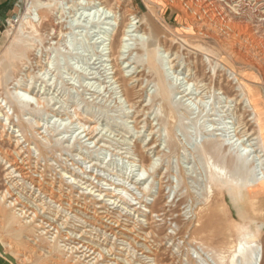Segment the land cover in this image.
<instances>
[{
  "label": "rangeland",
  "instance_id": "obj_1",
  "mask_svg": "<svg viewBox=\"0 0 264 264\" xmlns=\"http://www.w3.org/2000/svg\"><path fill=\"white\" fill-rule=\"evenodd\" d=\"M27 1L35 4L42 0H22L19 13L0 32V98L9 97L8 89L27 73L34 78L25 83H34L36 91L44 87L41 98H49L52 103L40 110L38 117L43 128L53 131L46 133L47 141L41 142L26 127L30 116L23 120L13 116L14 124L20 120L28 133L29 140L20 141L23 156H29L30 164L41 172V179L49 186L62 189L78 203L63 217L74 228H63L62 236L55 239L57 245L51 242L50 234L35 237L33 227L24 229L20 219L13 218L5 206L16 196L5 206L0 202V260L5 264H77L75 257L79 254H69L66 249L81 240L100 251L104 259L97 264H149L146 256L154 259L153 264H212L211 252L218 251L226 242L223 236L240 223L227 192L222 198L221 191L213 185L212 165L220 163L229 177L237 176L250 183L262 178L260 170L264 167L262 146L252 140L254 146L244 151L249 142L246 137L237 139L242 127L231 125L236 111L253 123V110L246 102L245 90L229 76L232 63L228 44L196 36L189 20L163 0H105V8L112 12L104 8L98 14L84 12L80 16L79 10L73 18L72 10H66L65 0H46L53 5L46 11H52L41 13L37 34L30 36L35 42L32 44L29 39L21 46L15 36ZM210 1H216L223 11L242 17L241 25L254 29L255 40L260 39L262 43L258 42L264 47V0ZM58 5L64 8L61 16L56 15ZM129 15L139 20L138 31L121 42ZM146 20L159 34V44L154 46L156 67L146 64V38L151 31ZM108 21L113 25L108 26ZM105 28L107 38L102 34ZM52 29L55 34L70 33L67 55L61 50L57 54L51 52L56 47L51 44L55 39L50 41L47 37ZM142 34L144 39H140ZM84 37L90 43L89 50ZM121 44L125 48L120 49ZM244 50V57L260 68L257 71L250 67L247 72L251 73L253 88L260 94L264 109L263 55L249 44ZM113 51L122 55L110 61L107 56ZM47 55L50 72L40 77L38 66L46 63ZM116 57L115 54L111 59ZM169 60L172 63L168 64ZM159 88L167 90L170 112L158 94ZM187 93L191 95L184 97ZM50 109L56 110V119L48 113ZM92 129L98 142L84 138ZM16 131L14 126L8 131L11 138L0 137L1 150H13L14 136L19 135ZM215 134L218 137H213ZM205 139L222 143L210 160L202 157L197 147ZM67 145L68 151L64 149ZM235 154L249 155L237 174L236 168L229 172ZM150 163L155 169L147 175L141 167ZM5 164L0 161V191L5 185ZM109 191L115 194L110 200L104 196ZM17 196L30 203L22 193ZM123 196L126 199L121 200ZM96 200L101 202L93 203ZM258 201L254 208L257 219L250 224V230L257 232L260 264H264V198ZM102 203L105 206L99 207ZM246 210L251 213V207ZM101 212L110 217L107 222L119 225L112 226V232L106 230L108 225L106 219H100ZM44 216L59 223L54 215ZM107 249L111 252L106 253Z\"/></svg>",
  "mask_w": 264,
  "mask_h": 264
},
{
  "label": "bare ground",
  "instance_id": "obj_2",
  "mask_svg": "<svg viewBox=\"0 0 264 264\" xmlns=\"http://www.w3.org/2000/svg\"><path fill=\"white\" fill-rule=\"evenodd\" d=\"M65 1H66L65 5L67 6L66 10H72L70 12V14H72L71 18H73L79 10H82L80 16L84 12L89 13L88 15H92V14L95 15L98 14L99 12L104 11V8L106 7L104 5V3H106L105 0L104 1L103 0H65ZM163 1L169 4L171 7L175 8L179 13H181V16L183 18L185 17L189 20L190 24L194 28L195 31L194 33H196V36L212 39L221 44L222 43L228 44L227 46V49H229L228 56L230 58V62L232 63V67L229 68L228 70L230 73L229 76H231L232 79L238 81L239 86L245 90L247 95L246 102H248V104L252 107L253 110V118H252L253 123L250 122L251 120L246 121V119L244 118V113L238 116L236 111L234 112V114L232 113L233 117L231 119L232 120L231 125L234 126L237 124V126L238 125L240 126L239 128L242 127V129L240 130L242 131L240 132L241 136L238 137L237 139L241 137H246V142H249V146H244L243 148L244 151L247 149V147L254 146V144L251 143L252 140H257L258 145L262 146V151L264 153V109L262 108V98L258 93V91L255 88H253V84L251 82V73L247 72V69H249L250 67H254L257 71H260V68L258 66H254L256 62L253 63L249 59H246L242 53L243 50L246 49L247 45L249 44L252 48L257 49L258 52H261L264 61V47L263 44H261L262 42L260 39L259 40L261 43L258 42L259 40H255L256 33L254 29H252L249 26L248 27L242 26L240 23L242 17H238L233 14H229L226 11H223L222 9L223 7L220 8L219 4L216 1L215 2L210 0H163ZM81 3H83L84 5H81ZM69 4L71 6H69ZM25 5L26 6H25L24 14L19 20L20 22L17 27V32L15 36L17 44L21 46H23V44H25L26 41H28L29 39L32 40V44L33 42H35L34 40L35 38L30 36L33 35V33L37 34L36 27L41 23V19L43 18V14L41 15V13L50 12L52 10L48 9V11H46L45 8L53 7V5L47 3L46 0H42L41 3H35V4H33L32 1H27ZM102 5H104L103 8L100 7ZM115 9H119V6H116ZM56 10H57L56 15L58 16H61L64 12L63 11L64 8L61 5L60 6L58 5ZM105 11H109L108 13L112 12L111 9L108 7L105 8ZM129 16L131 19L126 23V25H124V28L121 32L122 35L121 42L126 41V37H131V33H134L136 31L137 23L139 22L137 18H134L131 15ZM146 22L151 27L150 35L148 36V38H146L147 41L146 49H145L147 51L146 64L147 66L150 67L153 66L156 67L155 65L156 50L154 46L159 44V34L154 29V26L153 24H151L150 20H146ZM106 24L108 26L113 25L111 21H108ZM57 25L59 27V24ZM28 29L30 31H28ZM106 29L108 28H105V32L102 34L107 38L108 33L106 32ZM55 33L56 32H54V29H52L50 35H47V37L50 38V41L55 39V42L52 41L51 44L56 47H52L51 52L57 54L58 51L61 50L64 55H67L69 52L67 50L68 47H66V43H67L68 35L70 33L67 34L61 31H57V34ZM96 35L98 36L100 35V33L98 32ZM82 36L83 35H81V37ZM140 39H144L143 34L140 36ZM83 42L87 50H89L90 43L88 42L87 39H85V37L83 39ZM124 46L125 45L121 44L120 49L125 48ZM115 54L117 55L116 59L114 58L111 59V57ZM121 55L122 52L116 53L113 51L111 55H108L107 57L109 58L110 61H115ZM44 59H47L46 63L39 66L37 65L39 67L38 76L40 77L46 74L47 72H50V68H49L50 56L48 57L47 55V58L44 57ZM37 63L40 62L37 61ZM170 63H172V60H169L168 64ZM32 78L34 77H32L29 73H27V75H24L19 79H16L13 86L8 89L9 97L0 98V118L1 117L3 118L0 119V137L3 138L8 136V138H11L9 136L8 131L10 130V128L14 126L17 128L16 133H19V135L14 136L15 143L14 146H12L13 150H9L6 152L0 149V154H1L0 161H4V163H6L5 164L6 166L3 169L4 170L3 177H4L5 185L3 190L0 191V202L2 203V206H5V203L9 201V199L16 196L12 202L9 201L8 204L5 206L6 209H9L10 212H12L13 218L20 219L19 224H21V227L24 229H27V227H33L35 232V237H39V236L44 237L43 234L45 236L50 234L52 237L51 242L55 244L57 243L55 239L60 238V236H62L63 228L66 229L74 228L72 225L68 223V219L66 217H65L66 219H64L63 217L64 215H66V212L71 211V207H73L74 203H78V200L77 199L75 200L73 197L67 195L60 188L54 190V187L49 186L45 182V180L41 179L43 178L41 172H38L35 166L30 164L29 156H23L25 151L24 148L21 146L20 141L25 140L24 142H27L29 140L28 133L25 131V128L24 126H22L20 120L17 122V124H14L15 117L13 116H16L18 118L21 117V120H23L25 116L27 117L30 116L26 120V125H27L26 127L30 129L32 133L31 135L37 138L41 142L47 141L46 133L51 134L53 131L49 127L44 126L43 128V125L41 124L40 119L38 117V112L43 109L46 110L52 103V100L49 98H43V99L41 98L44 92L42 94L40 92L41 90H43L44 87L36 91L37 86L33 85L34 83L31 85V81L33 80ZM29 80H31L30 83H25V81L27 82ZM124 94L125 96L127 95V89H124ZM158 94L160 95V97H162V101L165 104H167L168 112H170L172 110V104L171 102H169L167 90L159 88ZM187 95H191V94L187 93L186 95H184V97H186ZM10 111L11 114H8ZM55 112H56L55 109L52 110L50 109L48 113L51 114L52 118L56 119L58 117L57 116L58 114ZM41 129H44L43 130L44 132H40L39 130ZM235 135L237 136V134ZM95 136H96L95 131L94 129H92L85 134L84 138H87V141H91L93 143L98 142V139H96ZM213 137H218V135L215 134ZM58 142L59 140H56V143ZM224 143H225V139H224ZM221 144L222 143L221 142L219 143V141L205 139L197 147L200 150L199 154H201L202 157H205L206 159L210 160L211 157L213 156L215 157V152L217 149L221 148ZM68 145L64 146L65 147L64 149L66 151H68L69 149ZM248 157L249 155L244 156L240 154H235V156L231 158V165L229 168V172L232 169L236 168L235 174H237V170L239 166L246 165L248 161ZM209 160L207 162H209ZM154 169L155 166L153 163H150L148 166L142 165L141 167V170L147 173V175L148 173L152 172ZM80 171L82 174L85 173L82 171V169ZM212 171H213V185L215 189L221 191L220 193L222 194V198H224V191L227 192V194L229 195L230 203L236 209L237 216L240 220V223L237 224V226L232 231L228 230L229 234L223 236V238H225L226 240L223 246L218 251L211 252L212 255L210 256V258L212 264H258V263L260 264L261 253H259V244L257 242V237H256L257 232L254 231L252 232L250 230V224H252V222L257 219V216H255L256 211L254 208L256 207L257 202H259L258 198H264V167L261 168L260 170L261 171L260 174L262 175V178L257 179L255 182H251V183L248 182V180H241L237 176L235 178L229 177V174L225 172L223 165L217 162L212 165ZM248 172H251V169L248 170ZM36 173H39L40 176H36ZM71 173H72L71 175L73 177H76V179L79 178V175H75L74 172ZM93 178L97 179L98 182L101 181V179L99 178L96 177ZM51 184L52 183H50V185ZM83 184L86 185V182ZM16 190L17 192L15 193ZM19 193H22L23 196H26V198L29 200L30 203L28 202L25 203L24 201H22L20 196H17V194ZM105 194L106 195L104 196L108 198L109 197L112 198L115 196V194H112L111 191ZM100 196L103 195L99 194V197ZM125 196L120 197V199L121 200L126 199ZM109 200L107 201V203L109 202ZM96 202L100 203L101 201H97V200L93 201V203ZM211 205L212 204H210V206ZM17 206H18V210L17 212H15V208ZM104 206L105 205L102 203L100 204L99 207H104ZM247 207H251V213H248V211L246 210ZM59 208L60 210L58 211ZM200 210L202 209L200 208ZM46 214H51L56 216L57 219H60L59 223L56 224L54 221L49 220L47 217L45 218L44 215ZM101 214L103 215L102 216L99 215L100 219L103 220L106 219L105 225L108 226H105V228L108 227L106 228L107 231L110 232L111 230H113L112 226L115 227L119 226V225L117 226L114 225L115 223L114 221L110 220V222H107L110 217L106 213L101 212ZM50 226H53V228L51 229ZM41 229L42 231L40 232ZM51 231L54 232L51 234ZM82 236L84 235L82 234ZM232 236L233 237L236 236V239L234 238L233 240L231 238ZM78 242L79 243H76L73 246L71 245L68 246L67 249L65 248L66 250L69 251V254L72 253L79 254L75 257L77 264H88L89 262H91V264H97L98 261L104 259L102 254H100V251L96 252L97 249L94 248L91 244L81 240H79ZM105 251L106 253L111 252L110 249H107ZM1 255H3V253L0 251V259H2ZM145 258L148 259V261H150L149 264H153L154 259H151L149 256H146ZM85 259L86 260L88 259V261H85ZM0 264H5V263L3 260H0Z\"/></svg>",
  "mask_w": 264,
  "mask_h": 264
},
{
  "label": "crops",
  "instance_id": "obj_3",
  "mask_svg": "<svg viewBox=\"0 0 264 264\" xmlns=\"http://www.w3.org/2000/svg\"><path fill=\"white\" fill-rule=\"evenodd\" d=\"M22 0H0V32L5 28L9 19L19 13Z\"/></svg>",
  "mask_w": 264,
  "mask_h": 264
},
{
  "label": "built area",
  "instance_id": "obj_4",
  "mask_svg": "<svg viewBox=\"0 0 264 264\" xmlns=\"http://www.w3.org/2000/svg\"><path fill=\"white\" fill-rule=\"evenodd\" d=\"M15 17H13V19H14Z\"/></svg>",
  "mask_w": 264,
  "mask_h": 264
}]
</instances>
